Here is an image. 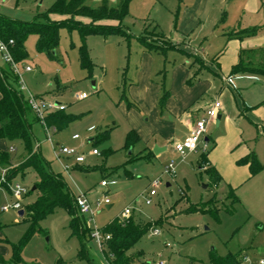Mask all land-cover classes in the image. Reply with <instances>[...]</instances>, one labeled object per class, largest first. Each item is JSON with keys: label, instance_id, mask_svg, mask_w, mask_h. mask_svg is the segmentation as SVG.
Returning <instances> with one entry per match:
<instances>
[{"label": "rangeland", "instance_id": "374dc122", "mask_svg": "<svg viewBox=\"0 0 264 264\" xmlns=\"http://www.w3.org/2000/svg\"><path fill=\"white\" fill-rule=\"evenodd\" d=\"M54 1L0 0V14L33 21ZM101 1L87 0V4L97 6ZM109 1L114 6L119 2ZM238 3V0H211L208 10L206 8L201 16L196 15L194 9L195 4L199 5L198 0H132L122 25L136 36L146 29L145 37L160 44L163 41L158 33L169 35L177 30L188 37L194 47L203 44L211 52L219 36L212 35L213 25L205 29L200 21H206L208 12V19L215 21L216 33L227 32L236 18L231 15L227 19L226 13ZM213 4L216 14L212 12L211 18L209 8ZM263 13L262 10L260 15ZM255 24V36L263 35L264 24ZM37 38L36 34H31L25 42L29 55L24 62L33 68L24 75L27 86L32 93L49 102L65 104L64 112L77 118L64 129H50L51 139L42 123L36 122L33 125L34 149L40 148L53 171L64 176L75 195L84 192L94 203L106 195L109 197L111 208H108L109 204L104 205L95 221L89 222L87 217L86 226L89 229L95 225L104 227L112 219L121 217L122 211L131 206L128 219L140 225L148 224V229L128 251L132 258L129 264H146L149 260H162L168 264H211L212 256L237 253L249 258L245 264H259L264 258V168L250 177L249 164L238 161L241 156L255 153L264 164V136L241 134L235 137L239 140H233L236 143L230 145L234 136L232 129L221 126L212 134L208 145L200 141L196 151L181 154L177 150H169L145 160L143 157L148 155H140V141H135L130 147L126 145L131 126L129 114L120 105L123 94L128 96V85L138 65L137 41L120 34L88 35L86 45L94 63L90 74L81 67L79 47L82 37L78 30L60 29V42L55 50L57 58L54 59L38 52ZM261 81L264 83V77H260L259 83ZM83 92L88 96L79 99L78 95ZM23 94L27 96L25 91ZM105 130H109L107 138L90 141ZM75 133L80 135L79 139L72 138ZM63 146L84 154L85 162L76 163L75 157L63 154L58 157L57 153ZM94 148L99 150V155L92 153ZM4 151L10 152L13 166L28 156L21 139L0 137V152ZM203 152L212 153L222 168L221 181L217 185L210 173L200 166ZM171 163L174 169L168 171ZM9 168L0 166L2 173H7ZM103 179L116 182L103 187ZM38 180L37 173L29 169L25 177L18 175L14 181L27 187L29 192ZM156 180L159 183L154 185ZM229 184L236 189L240 198L238 202H234ZM152 189L156 190L153 196L150 195ZM7 194L6 188L1 187V206L12 200ZM148 198H151V203H147ZM35 199L36 193L27 194L24 205ZM1 222L4 226L0 229V239H3L0 240V255L10 260L11 243L23 238L31 222L27 215H20L19 210L13 208L1 211ZM70 222L71 215L63 208L48 214L40 222L41 230L33 234L25 245L22 252L24 262L110 264L105 250H101L90 234L87 236L90 259L80 257V239L73 234ZM155 228L160 229V235H151Z\"/></svg>", "mask_w": 264, "mask_h": 264}, {"label": "trees", "instance_id": "16d2710c", "mask_svg": "<svg viewBox=\"0 0 264 264\" xmlns=\"http://www.w3.org/2000/svg\"><path fill=\"white\" fill-rule=\"evenodd\" d=\"M132 0H119L116 6L112 5L109 0H102L97 6L87 4V0H55L54 3L43 13L36 16L33 21H21L0 14V40L7 43L12 39L14 41L11 46L12 54L16 61L24 62L28 58V52L25 48V42L29 35H37L36 48L38 52L45 53L49 58H57L55 50L60 42V29L68 28L69 30H78L82 37V44L79 47L81 67L86 69L90 74L94 63L90 57L86 38L91 34H102L109 36L112 34H120L126 36L127 39L137 37L149 50L164 51L170 45H165L163 40L164 34L158 33L163 41L149 40L145 37V32L135 36L130 34L122 25L123 19L129 13L130 3ZM62 16V17H56ZM80 18H86L89 21H83ZM116 21V24L109 23ZM256 28L237 32L239 38L255 35ZM165 42V43H164ZM171 48L173 46H170ZM174 48V47H173ZM238 72H255L264 76V63H248L245 64L240 60L233 66L232 74ZM18 76L13 72L8 63L0 62V137L10 140L21 139L28 151L27 158L13 166L10 152H0V166L10 167L2 180L0 170V188L5 187L9 190L11 184L18 175L25 177L29 169H33L39 180L34 183L35 190L31 189L27 194L36 193V199L31 203L24 205V216L31 222V226L25 233L23 238L17 243H11L12 256L10 260H6L0 255V264H20L25 263L22 252L33 234L41 230L40 222L57 208L65 209L71 215L70 227L73 234L80 239L79 255L83 259L89 258L87 248V236L90 229L86 226L85 218L82 217L76 206V195L70 189L64 176L53 171L50 163L42 155L40 148H35V136L33 133V125L39 122V119L32 112L27 103L26 97L18 89ZM163 91L160 98L162 108L168 99L170 92L162 80ZM128 101L129 106H136L129 101L126 93L123 94ZM63 111H57L47 116V123L55 125L58 130L64 129L68 123L77 116L68 115ZM109 136V130H105L94 137L93 141L105 139ZM138 134L134 130H130L127 135V147L133 146L138 141ZM200 166L208 162V153L203 152L201 155ZM238 162L249 164L252 175L257 174L264 168L254 153H250L241 158ZM204 170L210 173L214 184L217 185L221 180V175L213 166L206 167ZM230 192L234 198V202L240 199L232 188ZM1 199V196H0ZM146 225H140L133 220H122L119 216L109 221L104 227L106 232L112 234L108 241L105 255L110 264H129L131 256L128 251L143 237L147 232ZM1 222V202H0V229L3 228ZM3 240V239H0ZM244 255L241 253L229 254L224 257L212 256L211 264H243ZM9 262V263H8ZM26 264V263H25ZM146 264H149L148 262Z\"/></svg>", "mask_w": 264, "mask_h": 264}, {"label": "crops", "instance_id": "0c3cea01", "mask_svg": "<svg viewBox=\"0 0 264 264\" xmlns=\"http://www.w3.org/2000/svg\"><path fill=\"white\" fill-rule=\"evenodd\" d=\"M210 1L198 0L199 5L195 4L194 8L195 14L203 16ZM238 2L237 7H230L228 14L226 13L227 19L231 18L229 17L231 15L236 18L227 32L216 33L215 21L208 19V12L206 21H200L205 29L213 25L212 35L219 36L216 39L217 45L211 52L203 44L194 47L192 41L177 30L169 35L162 32L165 45L174 47L169 46L164 51L149 50L139 38L132 37L138 43L136 48L138 65L128 85L127 97L136 106H129L128 100L124 97L121 98L120 105L129 114L130 130L138 134V141L141 144L140 155H148L143 159L151 160L169 150L176 151L175 143L184 141L192 133L196 121L205 115L215 100H220L223 108L208 126L207 134L202 140L205 141V146L212 139V134L221 126L232 129L234 136L230 145L236 143L239 137L238 140L235 137L241 134L264 136V83L263 81L259 83L260 77L264 76L255 72L232 74L233 66L240 60L245 64L264 63V34L243 38H239L237 34L239 31L253 28L255 23L264 24V13L263 16L260 15L262 10L264 11V0ZM201 7L203 8L200 11ZM214 8L215 4L209 8L211 18L212 12L216 14ZM80 19L84 21L86 18ZM257 20L258 22H255ZM226 77H233V84L226 82ZM163 79L170 95L162 108L160 98ZM93 139L94 137L90 141ZM155 147L161 150L155 153ZM212 161L217 166H213ZM204 165L203 169L213 166L221 175L222 168L218 161L214 160L212 153L208 154V162ZM253 176L251 174L250 177ZM229 186L230 189L236 190L230 184ZM7 192L11 197L9 190Z\"/></svg>", "mask_w": 264, "mask_h": 264}, {"label": "built area", "instance_id": "2783aa9c", "mask_svg": "<svg viewBox=\"0 0 264 264\" xmlns=\"http://www.w3.org/2000/svg\"><path fill=\"white\" fill-rule=\"evenodd\" d=\"M14 41L11 39L9 43L0 40V58L3 63H8L13 72L18 76L19 78V87L18 89L20 92L24 93V91L27 93L26 100L28 105L30 106L32 112L36 115V117L39 119V121L44 126V129L48 132V138L51 139L50 135V129H53L54 131L57 130V127L55 125H49L47 123V116L48 114L57 112V111H63L66 110L67 106L63 103L59 102H49L42 96H39L37 94H34L30 91V89L27 86V83L25 81V73L30 72L33 70L32 66L30 64L24 63V62H18L15 60L12 51L11 46H13ZM226 82L229 84H233V77H226ZM88 96L86 92L80 93L78 95L79 99H84ZM223 108V104L220 100L213 101L212 106L206 111L205 115L201 116L195 123L194 128L192 130V133L184 140V141H178L175 143V149L180 152L181 154H185L187 152L196 151L199 147L200 141H202L208 131V126L210 123L219 115L220 110ZM74 139H79L80 135L78 133L73 135ZM11 150H14L13 148ZM93 154L99 155L100 152L97 148H94L92 150ZM61 154L69 156V157H75L76 163H83L85 162V155L79 154V152L74 148L69 147H61L60 152L57 153V156L60 157ZM169 170L171 171L174 169V164L171 163L169 165ZM2 180L5 179L6 173L1 172ZM115 180H107L103 179L101 182V186L107 187L109 184H114ZM159 183L158 180L154 181V185H157ZM8 189H6L7 191ZM28 189L24 185H22L20 182L13 181L11 184H9V194L12 197V200L10 202H7L3 206H1V211L9 210V209H24V199L27 195ZM156 194V190L152 189L150 191V195L153 196ZM76 206L78 209L79 214L85 218V221L87 222V217L90 218L89 222L95 221V216L97 213L101 212V209L104 205L110 204V199L106 195L104 199L98 200L95 203L91 201L87 194L84 192H80L78 195H76ZM147 203H151V198L147 199ZM132 212V207L127 206L123 211L122 215H120L121 219L124 221L129 218L130 214ZM87 224V223H86ZM161 231L159 228H155L151 231L152 236L160 235ZM90 236L91 238L95 239L101 248V250H105L108 241L111 239L112 234L109 232H106L102 227L95 225L94 228L90 229ZM249 261V258L247 256H244L243 258V264ZM149 264H168L166 261L162 260H149ZM259 264H264V258L260 259Z\"/></svg>", "mask_w": 264, "mask_h": 264}, {"label": "water", "instance_id": "95a60500", "mask_svg": "<svg viewBox=\"0 0 264 264\" xmlns=\"http://www.w3.org/2000/svg\"><path fill=\"white\" fill-rule=\"evenodd\" d=\"M93 84H94V82H93ZM160 150H161V149H160L159 147H155V148H154V152H155V153H158ZM35 188H36V186H33V187H32L33 190H35ZM108 208H111V206L108 205ZM19 214H20V215H23V214H24V209H21V210L19 211Z\"/></svg>", "mask_w": 264, "mask_h": 264}]
</instances>
